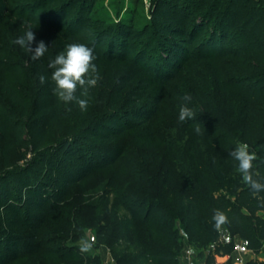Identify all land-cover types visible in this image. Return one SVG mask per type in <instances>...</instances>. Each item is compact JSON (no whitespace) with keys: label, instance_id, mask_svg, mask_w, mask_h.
<instances>
[{"label":"trees","instance_id":"1","mask_svg":"<svg viewBox=\"0 0 264 264\" xmlns=\"http://www.w3.org/2000/svg\"><path fill=\"white\" fill-rule=\"evenodd\" d=\"M38 1L41 7H47L57 0ZM199 1L200 8L192 21L206 20L208 26L182 25L173 30L179 35L189 34L182 36L183 54L175 48L178 37L171 36L165 44L180 57H187L186 61L183 58L181 62L169 61L168 65L181 70L179 77L162 64L154 66L151 62H143L141 55L129 58L115 54L111 48L106 55V51L92 47L98 60H122L128 62L129 67L103 91L96 85L88 88V94L84 96L85 89L78 87L76 96L88 100L87 110H81L74 101L65 104L53 93L52 69L48 68L52 59L45 55L34 61L33 70L35 66L37 75L31 80V87L21 89L8 82L0 89V136L5 139L3 157L7 167L17 146L26 148L25 166L8 168L0 177V264H9L19 256L40 251V231L50 215L64 204L70 187L92 170L115 163L122 150L117 152L109 144L125 129L150 124L171 93L180 99L177 106L183 105V97L187 95L198 100L202 109L210 111L208 115L201 113L199 120L192 119L187 125L195 129L199 127L209 145L225 155L226 167L215 166L213 158L205 163L197 161V152L192 149L196 163L194 169L174 183L185 191V197L173 198L174 186L160 200L154 195L150 199L131 195L121 199L120 203L131 213L134 223L147 230L132 235L131 249L118 250L115 238L108 244L114 247L118 264H145L147 259L155 264H179L183 247L180 231L187 230L196 244L213 243L205 255V264H232L229 256L233 242L221 239L220 230L214 227L211 215L205 213L204 208L210 206L227 214L235 196L237 202L251 212L264 210V193L253 195L250 186L234 172L238 162L230 155L240 143H247L250 150L255 148L258 159L254 162L253 172L258 175L254 178L264 182V163H261L264 161V0ZM7 10V13L21 17L20 20L25 19L23 11ZM56 21V25L47 23L41 26L55 28L63 39L84 44L78 30L79 21L64 23L61 18ZM98 21L102 24L105 18L100 17ZM229 27L236 30L231 31ZM205 28L203 36L190 51L187 45ZM164 29L160 27L162 35ZM229 36L235 41L233 48L225 47V39ZM62 49L59 47L57 54ZM1 50L5 49L0 47ZM25 53L30 57L26 50ZM167 55H162L164 60L170 58ZM95 61L100 75V67ZM192 65L198 69L190 74ZM29 71L32 73V68ZM141 74L143 77L130 93L132 82ZM41 75L46 78L43 84ZM174 83L180 90L178 87L173 89ZM123 93L128 94L123 105L118 107ZM214 115L219 121L211 119ZM121 117L125 119L123 123L118 122L117 118ZM253 118L258 124L255 134L248 125ZM65 120H68L65 135L53 141L52 129L56 125L62 128ZM212 131L217 133L215 137ZM150 135L153 137L155 133L150 132ZM119 174L120 168L117 170ZM238 222L236 214L233 219H228L230 224ZM236 228L248 247L258 252L260 249L251 233L252 227L239 222ZM115 234L118 236L117 232ZM169 244L171 246L167 247ZM48 253L53 254L54 260L75 257L58 254V251L56 255L52 251ZM100 260L95 258L86 264H100Z\"/></svg>","mask_w":264,"mask_h":264},{"label":"rangeland","instance_id":"2","mask_svg":"<svg viewBox=\"0 0 264 264\" xmlns=\"http://www.w3.org/2000/svg\"><path fill=\"white\" fill-rule=\"evenodd\" d=\"M200 4L199 0H57L53 5L41 7L38 0H0V47L7 50L0 51V89L8 82L21 89L29 88L31 80L36 79L34 61L25 53L24 48L13 43L17 37L25 34L28 25L32 26L36 41L43 40L47 45L45 56L49 59L55 58L59 47L64 51L68 44L73 43L63 39L57 29L41 26L47 23L56 25L57 18H61L64 23L79 21L81 24L79 34L83 37L84 44L90 48L98 47L106 51V55L109 54L110 48L115 54L129 58L141 55L143 62H151L154 66L162 64L170 73L179 77L181 70L168 64L171 60L183 61L181 60L183 56L180 57L165 44L171 36L178 37L175 48L183 54L182 36L186 37L189 34L179 35L173 30L182 25L208 26L206 20L198 18L192 21ZM13 8L14 11H23L25 19L20 20L21 17L17 18L10 12L7 13V9ZM100 17L105 18L102 24L98 21ZM161 26L165 27L164 35L160 32ZM205 30L206 28L202 29L192 43L187 45L190 51L199 42ZM229 30L236 29L229 27ZM100 38H103V41L100 42ZM234 44L233 37L225 39L226 48H233ZM21 50L22 54L19 55ZM93 54L95 56L93 63L96 65L97 60L100 67L97 87L103 91L107 84L110 86L113 80L129 67V63L106 58L98 60L94 52ZM164 54H168L170 58L164 60L162 57ZM183 59L186 61L187 57ZM30 68L32 73L29 71ZM197 69L198 67L194 68L192 65L189 69L190 74L197 72ZM142 77L141 74L132 82L130 93ZM173 87L176 90L178 86L174 83ZM178 88L180 90V87ZM184 92L183 88L182 93ZM127 94H122L118 107L123 105ZM172 94L175 93H171L167 103L159 107L150 124L125 129L109 144V147L117 152L122 150L115 163L92 170L83 180L70 187L64 204L50 215L40 231L42 241L40 251L19 256L9 264H86L88 260L93 261L95 258L101 259L100 264H118L114 247H111L108 241L117 239L118 250L131 249L132 235L147 230L146 227L134 223L131 213L120 203L121 199H126L130 195L150 199L149 197L154 195L160 200L164 199L174 186L176 187L172 194L173 198L185 197V191L180 189L179 184L174 183L178 178H185L184 174L194 169L196 163L192 149L197 152V161L205 163L213 158L215 166L226 167L225 155L217 147L209 145L206 135L200 130L197 132L192 125H187L192 120L180 122L179 110L182 105L177 106L176 102L180 99L177 100ZM185 104L195 112V120H199L201 113L210 114L209 110L201 108L200 102L194 97L188 102L183 100V105ZM127 106L126 108H129ZM213 118L219 121L217 115L211 119ZM117 119L119 123L125 120L123 117ZM67 125L68 120H65L62 128L56 125L52 129L53 141L65 135ZM248 125L255 134L258 129L257 120L250 119ZM150 132H154L155 136L152 137ZM212 132V136L215 137L217 133ZM4 144L5 139L0 136V177L8 168L25 166L26 163L24 157L26 148L17 146L16 151L12 153L11 164L7 167L3 157ZM251 151L256 152V149L253 148ZM118 168L121 170L119 175ZM234 170L240 174L237 168ZM240 177L242 178L241 174ZM231 200L232 209L226 214L228 219H233L236 214L240 223L250 225L251 233L255 235L253 237L255 244L260 249L256 252L248 247L247 242L237 231L236 226L239 222L226 223L219 230L223 241L233 242V251L229 256L232 264L264 262V210L251 212L237 202L235 196ZM215 211L210 206L204 208V212L209 213L211 217ZM143 214L141 211L140 215ZM180 232L183 247L179 264H205V255L213 247V243L198 245L192 240L190 231ZM92 237L95 239L92 240ZM166 246L170 247L171 244ZM240 246L244 250L241 251ZM83 248L87 250L82 251ZM49 251L55 255L58 251V254L75 257L54 260L53 254L50 255ZM217 259L221 260L220 257ZM145 264L155 263L147 259Z\"/></svg>","mask_w":264,"mask_h":264},{"label":"clouds","instance_id":"3","mask_svg":"<svg viewBox=\"0 0 264 264\" xmlns=\"http://www.w3.org/2000/svg\"><path fill=\"white\" fill-rule=\"evenodd\" d=\"M32 26L28 25L25 34L22 37H17L13 43L24 48L33 61L40 60L48 50L47 45L43 40L36 41L35 33ZM35 45V47H33ZM95 56L93 49L82 43H70L65 50L60 52L52 59L48 68L52 69L51 80L55 87L53 93L58 99L65 104L73 101L79 106L81 110H87L88 100L81 99L76 96L78 87L85 89L83 95L87 96V89L94 88L100 77L97 74L96 65L93 63ZM45 76H40V82H45ZM183 100L188 102L191 100L190 96L185 95ZM195 118V112L186 104L182 105L179 110L180 122H186ZM199 132V127H197ZM230 155L238 162L237 171L241 174L243 181L250 186L253 195L264 193V182L255 179L254 162L257 161V153L250 150L247 143H240ZM264 163V161H261ZM214 227L219 230L223 225L228 223V217L224 211L216 210L213 217ZM83 248L82 251H86Z\"/></svg>","mask_w":264,"mask_h":264},{"label":"built area","instance_id":"4","mask_svg":"<svg viewBox=\"0 0 264 264\" xmlns=\"http://www.w3.org/2000/svg\"><path fill=\"white\" fill-rule=\"evenodd\" d=\"M95 238L94 237H92V240H94ZM241 251L242 250H244V248L242 247V246H240V248H239Z\"/></svg>","mask_w":264,"mask_h":264}]
</instances>
